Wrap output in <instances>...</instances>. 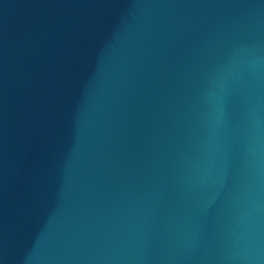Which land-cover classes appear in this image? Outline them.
Masks as SVG:
<instances>
[{
  "label": "water",
  "instance_id": "water-1",
  "mask_svg": "<svg viewBox=\"0 0 264 264\" xmlns=\"http://www.w3.org/2000/svg\"><path fill=\"white\" fill-rule=\"evenodd\" d=\"M0 264H264V0H0Z\"/></svg>",
  "mask_w": 264,
  "mask_h": 264
}]
</instances>
